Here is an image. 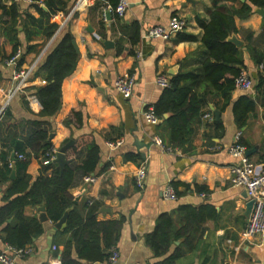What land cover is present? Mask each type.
I'll return each instance as SVG.
<instances>
[{
  "label": "crops",
  "instance_id": "obj_1",
  "mask_svg": "<svg viewBox=\"0 0 264 264\" xmlns=\"http://www.w3.org/2000/svg\"><path fill=\"white\" fill-rule=\"evenodd\" d=\"M76 1H70V10ZM105 2L93 0L72 12L68 19L59 13L48 21L72 36L78 59L73 73L62 82L59 111L47 119L40 117L41 106L38 101L33 102L30 90L45 84L43 76L35 71L43 64L53 40L47 42L43 32L46 21L41 26L36 23L42 18L32 2L0 0V6L16 5L18 12L16 20L11 22L0 11V110L3 108L2 114L8 113L0 121V140L3 143L9 138L24 140L33 121L50 122L48 141L57 152L79 135L94 136L100 150V161L93 174L97 181L91 185L80 181L68 193L84 221L91 216L97 222L124 220L114 264H160L178 250L181 255L174 264H264V234L251 240L242 237L253 209L247 210L249 200L244 189L230 184V167L237 160L229 154L235 135L240 132L246 151H251L249 161L255 166L264 164V95L256 88L259 74L264 76L262 17L254 12L255 8L246 18L235 17L236 31L227 38L230 43L235 39L242 44L234 45L245 64L242 72L254 83L251 91L234 90L230 105L220 113L223 101L204 85L208 117L204 115L195 125L190 153L165 152L152 141L155 136L163 143L167 141L165 123L148 125L142 114L157 102L163 90L155 82L157 75L170 78L174 76L170 75L172 71L175 75L192 71L205 58L206 50L201 45L203 31L197 21L210 20L214 3L212 0H129L125 15L115 18L111 8H104ZM236 4L220 1L217 6L233 8ZM36 5L45 10L42 3ZM172 17L185 22L181 32L168 41L144 38L149 28L166 26ZM16 44L24 52L21 69L39 62L23 91L13 95L14 67L7 65L6 59ZM125 75L136 78L134 93L129 98H123L112 88L114 79ZM243 96L252 99L255 107L248 114L245 127L239 129L232 108ZM71 112L83 117V127L78 131L65 124ZM219 116L224 126L221 138L216 137L212 127ZM6 148L0 143V154ZM139 154L145 155L142 162H145L146 179L142 189L134 184V175L142 162L124 159L125 155ZM12 155L16 154H9L11 170ZM40 158L39 152L27 157L26 174L33 180L41 169ZM172 183L181 185L176 189L177 200L164 201L162 191ZM6 185L0 182V197ZM200 188L204 191L199 193ZM180 207L191 210L178 211ZM37 208L26 207L24 216L39 219ZM162 215L169 216L173 230L183 236L173 240L162 256L155 257L145 237L153 232ZM51 226L50 222L43 223L42 236L27 246L29 254L16 264H49L54 256L60 260L70 234L57 231L52 237V247L57 251L53 252L52 248L48 251L47 232ZM3 247L0 240V249ZM73 257L76 258L75 253Z\"/></svg>",
  "mask_w": 264,
  "mask_h": 264
},
{
  "label": "trees",
  "instance_id": "obj_2",
  "mask_svg": "<svg viewBox=\"0 0 264 264\" xmlns=\"http://www.w3.org/2000/svg\"><path fill=\"white\" fill-rule=\"evenodd\" d=\"M39 12L41 21H46L43 32L47 42L52 43L47 49L43 64L34 72L42 75L45 84L30 89L41 106L40 117L50 119L59 111L61 106V85L65 78L70 76L77 63L78 55L72 42L73 38L61 29L55 36L59 27L55 23H48L59 13H69L71 0H30ZM214 9L210 13L207 23L197 21L202 28L201 45L206 50V56L200 65L189 72L179 73L170 77V85L162 90L157 102L152 108L159 121L166 125L167 141L163 146L173 151L190 153V144L194 136V127L201 122L207 113L204 99V85L223 101L220 113H223L231 102L234 81L245 69V64L237 47L227 41L228 36L236 31L234 18H246L252 14L253 8H264V0H212ZM237 3L236 7L226 8L217 6L218 2ZM42 3L45 10L37 7ZM118 0H106L104 8H111L112 13ZM2 16L14 22L18 17L17 6L9 8L0 6ZM115 18H118L114 12ZM35 23L32 17L27 18ZM191 39V38H189ZM20 51L21 55L16 62V69L23 64V54L20 44L13 48L12 57ZM8 57L6 60H8ZM260 63V62H258ZM33 74V73H32ZM257 90L264 95V76L259 74ZM27 91V90H26ZM255 103L247 96L240 97L232 108L235 123L239 129L245 127L249 113L254 111ZM168 116L164 119V116ZM8 116L7 111L0 115V121ZM30 133L24 140L11 139L7 143L0 140L1 146H6V151L0 154V182L6 185L0 197V240L4 245L14 249H24L34 240L42 236L43 223L33 216H24V209L28 206L40 207L44 205L48 222L58 223L65 214V223L61 233L70 234L64 243L60 256V264H92L106 263L111 250L116 247L124 220L97 222L93 216L85 221L75 209L69 190L84 176L94 174L99 161L100 150L92 134L79 135L74 138L73 145L65 152L68 164L59 170L57 165L50 163L43 165L44 155L53 147L48 141L51 124L48 121L30 122ZM83 117L80 113L71 112L65 124L78 131L83 127ZM159 125V124H158ZM157 125V126H158ZM216 137L221 138L224 132L222 120L217 117L212 123ZM240 145H246L240 140ZM40 153L41 169L39 175L33 180L26 174L27 157L30 153ZM16 154L13 162L15 179L10 180L9 154ZM25 160H19L18 156ZM126 161L144 160L139 154L125 155ZM176 190L179 183L171 184ZM202 188L198 192H203ZM177 194V192H176ZM178 196V195H177ZM191 210L180 207L178 211ZM180 231H174L171 218L167 215L159 217L153 232L145 237V243L155 257L162 256L173 240L182 237ZM75 253L76 258L73 257ZM181 255L180 251L174 252L160 264H174ZM85 262V263H84ZM47 264V263H45Z\"/></svg>",
  "mask_w": 264,
  "mask_h": 264
},
{
  "label": "built area",
  "instance_id": "obj_3",
  "mask_svg": "<svg viewBox=\"0 0 264 264\" xmlns=\"http://www.w3.org/2000/svg\"><path fill=\"white\" fill-rule=\"evenodd\" d=\"M31 2L30 0H26ZM93 0H77L73 5L72 9L66 15L67 19L69 15L92 2ZM129 0H118L114 12L118 18H122L126 11L129 9ZM109 8V7H107ZM186 24L183 20L176 17L169 19L166 26H154L149 28L145 33V39L150 41L161 40L168 41L173 35L181 32L185 28ZM61 30L58 29L56 34ZM21 53L17 51L12 57L6 60L7 65L14 67L12 74V79L15 81V87L13 89V95L17 92L23 91L29 82L32 73L38 65V61H35L33 65L26 69H16V62L19 59ZM156 84L161 88H168L170 85V78L166 75H157L155 79ZM136 85V78L134 75L119 76L112 82V88L115 92L121 95L123 98H129L134 93V88ZM254 83L245 73L241 72L239 76L234 81V89L239 91H251ZM33 102L36 104L37 100L35 97L32 98ZM3 112V108L0 110V115ZM205 117H208L205 115ZM144 122L151 126H157L159 124V118L155 115L152 107H147L142 114ZM241 140V133L238 132L234 138V144L229 149V154L236 158L237 164L230 167V184L233 187L242 188L246 192L249 201H253V210L249 218L247 227L242 234L243 239L251 240L257 236L264 234V164L260 166L253 165L247 156L245 155L246 149L239 144ZM153 143L157 145L162 151L165 152H175L170 148L163 146L162 141L158 136L153 137ZM109 147H113V144H109ZM57 151L51 149L44 155L43 165H49L55 158ZM19 160H25L24 157L18 156ZM112 170V167H109ZM146 179V167L145 162H142L134 175V184L138 189H142L144 181ZM97 181L96 176L89 174L84 176L83 183L86 185L94 184ZM203 195V194H202ZM162 198L164 201L175 202L177 200L176 190L172 185H166L162 191ZM29 249L25 247L24 249H14L10 246L4 245L0 249V264H16V261L23 258L29 254ZM52 251L56 252L57 248L52 247ZM118 259V252L115 248L111 250V255L108 258V264H114ZM49 264H60L57 257H52Z\"/></svg>",
  "mask_w": 264,
  "mask_h": 264
},
{
  "label": "water",
  "instance_id": "obj_4",
  "mask_svg": "<svg viewBox=\"0 0 264 264\" xmlns=\"http://www.w3.org/2000/svg\"><path fill=\"white\" fill-rule=\"evenodd\" d=\"M254 12L258 15H260L262 17V21H263V24H264V9L262 8H255L254 9ZM109 16V15H107ZM233 44H235L237 47H240L242 44L238 41H236L235 39H232L231 41ZM72 45L75 49V51L77 52V47H76V44L75 42L73 41L72 42ZM170 75H175V72L172 71L170 72ZM164 119H167V116L165 115L164 116ZM52 135L49 136V138H51ZM74 141H69L66 145H64L56 154H55V158L54 160L52 161V163L54 165H57L59 167V170L62 171L63 168L68 164V161L66 159V156H65V152L68 148H70L72 145H73ZM251 151H246L245 155L248 157V155L250 154ZM143 159H145V155H141ZM11 159L12 161L15 160L14 156L12 155L11 156ZM10 179L11 180H14L15 179V171H14V167H12V170H11V174H10ZM0 192H1V189H0ZM253 208V201H249L248 202V205H247V210L250 212V210H252ZM37 212L39 213V220L42 222V223H47L48 222V218L45 214V207L44 205L40 206L37 208ZM65 218H66V214L64 215V217L58 222V223H55V224H52L51 226V229L48 230V241H47V250L50 251L51 248H52V237L55 235V233L57 231H61L62 228L64 227V223H65Z\"/></svg>",
  "mask_w": 264,
  "mask_h": 264
}]
</instances>
